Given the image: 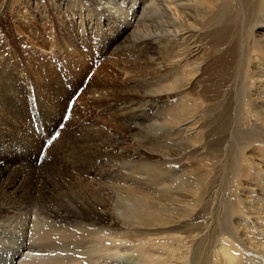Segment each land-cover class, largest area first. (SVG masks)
I'll return each mask as SVG.
<instances>
[{"label": "rangeland", "instance_id": "1", "mask_svg": "<svg viewBox=\"0 0 264 264\" xmlns=\"http://www.w3.org/2000/svg\"><path fill=\"white\" fill-rule=\"evenodd\" d=\"M164 1L172 20L180 23L181 19L174 5L168 0ZM115 2L116 0H113V3ZM117 4L125 5L124 10L126 6L131 7V1L128 0H123V3L117 0ZM103 6L100 0H0V156L6 157L7 164L20 167L28 163L29 155L32 154L30 152L34 149L39 153L37 162L41 167L48 161L47 155L53 152L57 159L65 161L59 169L65 172L64 178H69L68 187L71 184L75 186V190L73 189L76 193L75 201L80 205L72 202L71 207L69 205L70 209L73 211H76V208L81 209L87 216L91 209L97 208L107 225H116L117 233H120L121 237L128 229L135 227L134 219H146L149 209L166 217H189L192 210H189L187 205L192 206L195 201L193 217L221 216L219 206L224 198L221 189L228 185V181L222 177H228L230 167L225 164L227 153L224 154L221 146L217 148L219 145L215 144H218V137L222 136L226 128L229 132L236 130L235 117L243 112L237 104V92H243L245 88L250 87L252 78L243 88L240 80L242 75L240 78L239 75L234 77L232 72L226 80L227 82L232 78L226 85L227 89L215 85V79L220 75L226 76L223 75L225 65L220 63L208 67L220 52L213 48L212 51L208 49L218 41V38L211 40L204 33H200L199 42L195 44L199 48L198 52L194 51L195 48L190 50L192 54L197 55H187L185 61L189 66H193L195 62L200 63L201 66L194 77L185 75L180 67L171 69L173 62L165 64L167 58L162 51L151 50L148 55H144L132 48L129 44L130 32L133 31L131 28L119 39L115 38L124 29L122 24L125 18L131 20L132 25L134 22L141 34L147 32L151 35L158 32L160 23L157 17L151 14L152 10L147 7L148 4L144 5L146 11L142 10L143 6L128 10L130 13L127 11L128 17L125 18L117 17ZM213 28L214 26L212 30ZM261 28L263 27L255 29L254 35L260 41L256 46L259 49L258 53L264 57L262 47L264 43H261L264 42V29ZM232 30L233 27L230 32ZM240 35L243 42L245 35L242 29ZM220 48H225V44ZM247 49L243 48L240 60L252 55ZM259 67L264 68L263 58ZM252 68L254 73L259 71ZM156 75L159 79L165 77L168 81L181 77L189 86L160 94L158 87L155 86L160 83L159 79L155 80ZM141 95H146L147 100L153 99L156 103L155 108L145 116L137 112L132 113L133 117H130L126 110L128 107L140 109L142 104H147ZM225 104L232 108L221 115V108L225 107ZM179 107L185 109L183 112L185 114L178 122L165 123L163 113ZM46 113L53 115V121L46 118ZM224 120L226 123L222 122ZM164 136L170 140H178L176 147L170 148L176 152L174 154L168 152L169 157L166 159H172L171 161L176 163L173 165L177 166L178 171L182 170L179 174L183 176L178 182L173 183L171 181L173 172H169L166 177L157 178L162 182L160 186L150 185L147 184L150 178L145 172L155 165V162L163 163L164 157L158 155L156 158H150L149 152L154 153L159 149L147 143L159 141ZM232 141L233 139L228 137L224 144L225 151L230 155L234 151ZM109 145L115 146L116 151H107ZM209 146H213L212 151ZM122 149L128 158H118ZM77 158L87 164L82 167ZM247 158L251 164H257L258 169L260 167L264 170V156L259 157L257 161L251 157ZM224 164L226 168L223 167ZM167 168L176 171L172 166ZM245 173L241 172L239 182L243 186L251 187L249 185L253 181L248 178L249 175L244 176ZM195 174L198 177L204 175L203 178H206L200 190L193 187L192 178H189ZM130 177L134 179L131 180ZM138 178L142 183L138 182ZM160 189L163 190L159 192ZM172 194L178 196V201L174 200ZM222 203L225 205V202ZM243 204L239 203L241 215L248 210ZM167 209L176 210L165 211ZM241 215L236 212L233 217ZM139 227L151 230L150 227ZM48 254L66 257L65 253ZM163 256L165 257L161 255ZM3 258L2 253L0 264ZM112 258L104 260L105 263L143 264L135 257ZM167 263L183 264V261L171 260Z\"/></svg>", "mask_w": 264, "mask_h": 264}, {"label": "bare ground", "instance_id": "2", "mask_svg": "<svg viewBox=\"0 0 264 264\" xmlns=\"http://www.w3.org/2000/svg\"><path fill=\"white\" fill-rule=\"evenodd\" d=\"M119 1L123 3V0ZM128 1H131V7L126 6L127 10L123 8L125 5H118L117 0L115 3H113V0H100V4L101 6H106L108 12L114 13L117 17L124 16V18L128 17V10L132 11L136 6L137 8L143 6L142 10L144 11V5L148 4L149 6L147 7L152 10L151 14L157 17L160 28L157 33L151 35L147 32L141 34L137 31L133 20L134 26L131 24V20L125 18V22L122 24L124 29L115 37L116 40L131 28L133 31L130 32L129 44L133 49L144 55H148L151 50H160L166 54L167 61L165 64L173 62L171 69L180 67L185 75L194 77L201 66L200 63L195 62L193 66H189L185 61L187 55L192 54L190 52L192 48H195L194 51L196 53L198 52L199 48L195 44L199 42L200 33H204L211 40L212 38H218V41L213 46H209L208 49L212 51L213 48L215 51L218 50L220 52V55L213 62L211 61V66L209 65L208 67H212V65L216 66L220 63L225 65L223 75L226 76L220 75L215 79V85H219L222 88L226 87L229 81L232 80L231 78V80L226 82L232 72L234 73V77H238L239 75L240 78V75H242L240 79L242 87L247 86L252 78L250 87L245 88L243 92H237V104L240 105V110H243V112L237 114L235 117L236 130L229 132L228 128H226L221 134L222 136L218 137V144L214 143L216 146L219 145L217 148L221 146V151L224 154L227 153L225 164L227 167H230L229 174L227 173L228 177H222L228 181V185L226 188L221 189L222 196H224L223 200H221L225 202V205H223L224 203L221 201L219 206V214L221 216L193 217L195 213V201H193L192 206L187 205L188 209L193 211H191L189 217H176L175 215V217H166L158 215L149 209L148 217L144 220L134 219L136 221L135 227L127 228L130 231L127 232V230L121 237L120 233H117L116 225H107L106 220L101 217V211L97 208L91 209L87 216L83 214L81 209L76 208V211L70 209V203H78L75 201L76 193L73 192L75 186H72L70 183L71 185L68 187L69 181L67 179L69 178H64L65 172L63 173L59 169L65 161L62 162L60 159H57L53 152L47 155V159L44 158L46 154L43 155V158L48 161L42 164L41 167L37 162L39 153L34 149L30 152L32 154L29 155L30 159L28 163L20 165V167H13L11 164H7L6 157L1 155L0 255L4 254L2 264H107L104 260L116 256L135 257L143 264H166L167 261L171 260L176 262L182 260L183 264H188L189 262L192 264H264V170L260 167L258 169V165L255 163L251 164L247 158L251 157L257 161L259 157L264 156V68L259 67L261 58L264 59V57L258 53L259 49L256 46L259 45L260 41L254 35L255 29L259 27H263L261 29H264V0H168L176 8L181 19L180 23L172 20V17L165 8L164 0ZM212 26H214L213 30ZM231 27H233V30L230 32ZM194 28H196L195 31ZM240 29L243 30L245 35L243 42L240 39ZM136 34L138 36H135ZM223 44H225V48L221 49L220 47ZM245 47L248 48L247 50L252 55L240 60L242 50ZM262 47L264 48V46ZM133 53L135 54V52ZM196 53H193L194 55L192 54V56H196ZM152 64L154 65V63ZM155 66L157 65L155 64ZM252 67L259 69V71L254 73ZM156 79H159L157 75ZM159 82L157 81L158 84L155 86L158 87L160 94L167 90H181L189 86L188 83H184L181 77H176L169 81L164 77L163 79H159ZM148 87L150 86L148 85ZM143 100L147 101V104H142L141 108L139 107L140 109L138 107H128L126 109L130 117H133L132 113L137 114V112L140 113L139 115L145 116L155 108L156 103L153 99L147 100L146 95H144ZM228 106H222L221 115L227 113L229 108H232ZM184 110L181 107L176 110L170 109L168 112L163 113V121L165 123L178 122L185 114L183 113ZM223 117L226 118V116ZM46 118L49 121H53L54 119L51 113H46ZM222 122L226 123V120ZM228 137L233 139L232 142L234 144V151H232L231 155L225 151L224 144ZM177 141L170 140L164 136L159 141L153 140L147 143V145H151L152 147L155 145L159 149V151L154 153L145 149L150 153V158H156L158 155H162L161 158L164 157L163 163L158 164L155 162V165L145 172V175L150 178L147 184L160 186L162 182L158 179L166 177L169 172H173L174 174L182 173V170L178 171L177 166L173 165L176 163L172 162V159H166V157H169L168 152L171 151L173 154L176 152L170 148H175ZM214 144L212 145L214 146ZM213 146H209L208 148L212 151ZM107 149V151L110 150L111 152L116 151V147L112 145L107 146ZM248 150H250L249 153H247ZM119 152V159L128 158L124 155L123 149ZM246 154H250V156H246ZM78 161L79 159L77 158ZM74 162H76V159ZM79 162L82 167L87 164L85 161ZM168 166L176 168V171L166 169ZM241 172L242 174L246 172L244 174L246 177L249 175L248 178L253 181L249 185L251 187L243 186L239 182ZM173 173L171 176L173 183L178 182V179L183 176L181 174L174 175ZM59 174L61 176L58 177ZM71 174L75 177L73 173ZM203 177L204 175L198 177L196 174L189 176V178H192V184L196 190L201 189V184L206 179ZM133 179L131 178V180ZM75 180L77 181V179ZM143 181H147V179H143ZM138 182L142 183L140 180ZM241 182L245 183L242 180ZM78 185H80L79 182ZM162 190L160 189L159 192ZM172 196L174 200L178 201L177 195L172 194ZM241 202L248 209L247 213H242V215L239 205ZM78 204L80 205V203ZM168 210L175 212L176 209H167L165 211ZM236 212L241 216L233 217ZM183 213H186V211H183ZM126 226L129 227L128 225ZM139 226L150 227L151 230H145ZM136 228H141V230ZM48 253H65L66 257H54ZM161 255H165V257H161Z\"/></svg>", "mask_w": 264, "mask_h": 264}]
</instances>
